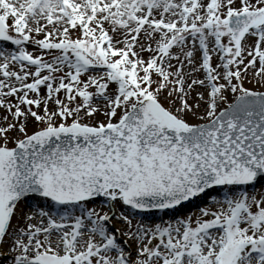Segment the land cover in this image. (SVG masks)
I'll list each match as a JSON object with an SVG mask.
<instances>
[{
  "label": "snow or ice",
  "instance_id": "obj_1",
  "mask_svg": "<svg viewBox=\"0 0 264 264\" xmlns=\"http://www.w3.org/2000/svg\"><path fill=\"white\" fill-rule=\"evenodd\" d=\"M0 264H264V0H0Z\"/></svg>",
  "mask_w": 264,
  "mask_h": 264
}]
</instances>
